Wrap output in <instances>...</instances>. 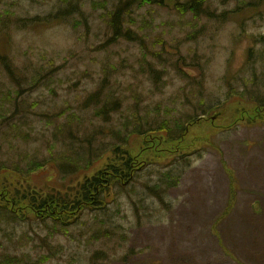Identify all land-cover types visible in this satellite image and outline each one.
I'll use <instances>...</instances> for the list:
<instances>
[{
	"label": "rangeland",
	"instance_id": "rangeland-1",
	"mask_svg": "<svg viewBox=\"0 0 264 264\" xmlns=\"http://www.w3.org/2000/svg\"><path fill=\"white\" fill-rule=\"evenodd\" d=\"M115 1L0 0V54L17 76L54 65L40 87L22 93L25 119L17 121L1 98L10 79L0 64V163L6 167L0 182L13 181L7 170L13 160L48 158L52 146L54 157L67 163L70 156L80 169L66 176L52 166L32 175L31 185L73 186L102 162L95 158L85 168L80 147L89 144L87 153L122 142L134 115L143 124L167 120L171 127L199 116L181 143H169L187 155L142 153L156 138L130 136L126 149L143 163L133 183L115 185L105 209L83 212L66 231L53 229L51 219L45 226L0 212V261L16 255L36 264H264V108L254 111L264 101V0H209L210 17L181 14L175 0L134 5L128 28L144 45L106 46L110 32L101 15ZM33 17L47 22H29ZM104 77V94L120 99L107 121L95 117L93 106L81 109ZM21 87H27L23 80ZM173 179L178 183L169 187ZM146 185L166 189L164 203Z\"/></svg>",
	"mask_w": 264,
	"mask_h": 264
},
{
	"label": "trees",
	"instance_id": "trees-1",
	"mask_svg": "<svg viewBox=\"0 0 264 264\" xmlns=\"http://www.w3.org/2000/svg\"><path fill=\"white\" fill-rule=\"evenodd\" d=\"M208 2L209 0H175L174 7L181 14L188 12L196 17L204 15L210 17L211 13L208 10ZM150 4L162 5L161 0H117L113 2L110 7H106L105 12L101 15L106 29L110 32L109 35H106V46L115 44L117 41L121 40L127 42L138 41L139 44L143 46L145 38L131 28H128V24L134 23L133 14L131 13L134 5L144 6ZM59 13L60 11L58 14ZM58 14H54L55 16L53 19L59 20ZM39 20H44L45 23L47 22L46 18L40 19L39 17H33L29 22H36ZM139 30L141 31V29ZM144 48L149 52L146 47ZM152 55H155V53ZM0 64L3 66L10 79V85L6 87L7 92L1 94L2 101L4 105L7 104V106L13 107V120L18 116L20 117L17 121L22 118L25 119V116L21 114L24 107L23 103L19 102V98L24 91L37 89L40 87L41 82L52 76L54 72L53 62L50 61L45 69L38 68L33 70L29 77L26 74H19V76H17L15 71L16 67L13 66L12 68L11 62L6 55L0 54ZM22 80L25 82L27 86L26 88L21 87ZM105 81L106 78L104 77L96 91L91 93L85 99L81 109L85 110L93 106L95 117L103 118L107 121L112 113L119 111L120 99L113 95L112 92H106L104 94ZM14 84L17 87L11 91ZM262 84H264V82H262ZM12 92L13 96L11 94ZM242 95L243 94L240 93L238 102L242 100ZM229 96L236 97L237 95L231 93ZM249 101L252 102L251 99ZM137 108L138 103L136 102L135 109L137 110ZM211 108L209 110L212 111ZM263 108L264 101H261V106H259V108L257 107L254 111ZM73 116L74 114L70 115L68 119ZM43 117L47 118V115H44ZM198 117L199 116H188L184 125L176 122L175 127H171L167 120H162L160 123L158 121L154 123H148L145 121L143 124L138 120L137 116L134 115L132 118L134 123L131 131L123 137L122 142L112 145L102 144L96 149V151H94L93 147H90L88 148L87 153H85V148L89 147V144L80 147L78 152L85 154V160L83 161L85 168H89L94 161L99 163L102 160V162L98 170L94 171L93 174H85L84 176L77 178V183L73 186L71 185L62 188L48 186L41 189L31 185L30 178L32 175L47 170L52 166L60 171L64 169L65 175H70L80 169V163H77V160L71 159L70 156L66 158L67 163H63L62 158H60L58 154L54 157L52 155V146L49 148L50 157L48 158L27 159L26 157H23L18 160H13V169H7L13 175V181L11 178H7L3 175L5 177L3 180L1 179L2 181L0 182V212L4 213L5 216L8 215L13 217V221L23 222L36 220L44 223L45 226H47L45 224L46 219H51L54 222L51 225L53 229L60 228L66 231L74 221H77L81 217L83 212L105 209V206L109 204V201L114 200L115 185L134 182V175H136V172L137 174L140 172L137 170L143 166V163L137 164L133 159L134 157L126 149L130 136L136 135L138 138H156L152 143L147 141L148 144H144L145 147L142 149V153L152 152L154 155H157V152L172 149L174 151H171L169 155L170 157L174 158L175 156H179L183 158V156L187 154L177 152V150H179L178 147L171 148L169 143H181L186 134H188V128L191 129L201 121ZM69 123L70 122L67 124ZM16 129L17 124L13 123V132H16ZM60 130V127H58V133H60ZM154 144L158 146L167 144L168 146L167 149L164 150L159 149ZM61 152L63 154V151ZM143 162H146V160ZM148 164H150V162ZM4 170L6 171L5 165L0 163L1 175ZM177 183L178 180L176 181V179H173V182L168 185L169 187H175ZM156 187L157 186H145L149 195L158 198L160 203H164L162 194L165 193L166 189H157ZM48 234L50 233L48 232ZM45 259L46 258H40V262ZM0 264L36 263H32L29 257H18L13 255V257H5L0 261Z\"/></svg>",
	"mask_w": 264,
	"mask_h": 264
},
{
	"label": "water",
	"instance_id": "water-1",
	"mask_svg": "<svg viewBox=\"0 0 264 264\" xmlns=\"http://www.w3.org/2000/svg\"><path fill=\"white\" fill-rule=\"evenodd\" d=\"M253 211L255 212V213H258L259 212V205H258V203H255V204H253Z\"/></svg>",
	"mask_w": 264,
	"mask_h": 264
}]
</instances>
